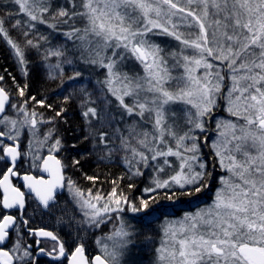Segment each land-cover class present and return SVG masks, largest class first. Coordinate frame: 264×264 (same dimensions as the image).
<instances>
[{
    "label": "rangeland",
    "instance_id": "1",
    "mask_svg": "<svg viewBox=\"0 0 264 264\" xmlns=\"http://www.w3.org/2000/svg\"><path fill=\"white\" fill-rule=\"evenodd\" d=\"M18 2L23 11L35 16L30 0ZM84 4L95 50L111 49L104 67L111 83L117 84L114 89L121 97L131 96L141 111L154 114L157 146L164 143L166 110L175 103L196 111L198 130H203L206 116L215 129L211 146L224 175L214 199L151 227L159 233L157 245L148 254L152 264H253L239 248L251 245L264 250V127L260 126L264 52L256 50L264 36V0H84ZM126 21H137V25ZM155 36H168L181 47L180 70L170 71L174 76L162 66ZM136 45L147 61H142ZM127 53L142 65L140 78L124 79L113 73L114 63ZM178 78L185 87L168 89V81ZM5 121L15 126L12 117ZM158 153L163 158L155 172L154 189L191 186L205 169L198 154L170 147ZM67 190L91 220L106 222L116 210L111 203ZM127 237L122 220L115 231L100 238V248L111 264H138L147 256L134 247L127 254Z\"/></svg>",
    "mask_w": 264,
    "mask_h": 264
},
{
    "label": "trees",
    "instance_id": "2",
    "mask_svg": "<svg viewBox=\"0 0 264 264\" xmlns=\"http://www.w3.org/2000/svg\"><path fill=\"white\" fill-rule=\"evenodd\" d=\"M30 6L35 16L18 0H0V84L11 96L9 114H19L27 124L35 118L42 142L63 163L67 188L116 209L106 222L91 220L67 192L62 210L56 206L41 222L51 225L54 219L56 233L94 246L93 240L108 236L124 220L125 252L134 247L147 254L138 264H152L148 254L159 233L151 227L211 203L220 186L224 172L211 146V118L206 116L198 130L196 111L172 104L165 113L164 143L157 146L154 114L114 89L117 84L104 67L111 49L95 50L84 0H30ZM153 43L163 68L178 73L179 43L168 36H155ZM256 50L264 52V36ZM143 70L128 53L113 65V73L124 79L140 78ZM184 87L180 78L167 84L170 90ZM164 147L205 161L195 184L154 189L163 158L158 151Z\"/></svg>",
    "mask_w": 264,
    "mask_h": 264
},
{
    "label": "flooded vegetation",
    "instance_id": "3",
    "mask_svg": "<svg viewBox=\"0 0 264 264\" xmlns=\"http://www.w3.org/2000/svg\"><path fill=\"white\" fill-rule=\"evenodd\" d=\"M11 103L12 100L0 117V183L8 174L12 189L17 190L18 195L15 196L11 191L12 200L7 206L5 192L0 185V224L6 219V224L10 226L6 231L7 239H0V264H69L79 247L89 264L94 263L96 255H101L109 262L99 241L93 240L96 243L94 246L91 241L85 244L56 233L58 223L54 219L51 225L41 222L57 207L58 211L62 210V197L69 193L64 166L42 142L35 118H31L30 123L24 126L19 114L16 117L9 114ZM9 116L14 119L15 126L5 121ZM48 154L55 155L61 161L65 176L62 193L56 192L55 183H46L50 174L43 164ZM52 165L56 166L55 163ZM38 187L45 191L42 201L35 194ZM41 230L45 233L42 236L38 233Z\"/></svg>",
    "mask_w": 264,
    "mask_h": 264
},
{
    "label": "water",
    "instance_id": "4",
    "mask_svg": "<svg viewBox=\"0 0 264 264\" xmlns=\"http://www.w3.org/2000/svg\"><path fill=\"white\" fill-rule=\"evenodd\" d=\"M135 50L142 59V61H147V56L144 53L143 49L139 46H135ZM11 99L9 94L1 87L0 85V117L6 112L7 106L10 104ZM260 126L264 127V120L260 123ZM14 162V161H13ZM52 163H55V165H52ZM43 166L46 167V170L49 169L50 179L46 182L48 184L55 183L56 185V192L62 193L64 191V171L61 164V161L53 154H48L45 158ZM45 173H48L46 171ZM1 188L5 192V204L9 206L8 204L12 200V195L10 194L11 191L14 192V195H18L17 190L12 189V183L8 176V174L3 178V180L0 183ZM21 193V192H20ZM35 193V192H34ZM44 189L42 187H38L36 189V196L37 198L42 201V198H44ZM10 226L6 224V219L0 224V239L6 240L8 237V229ZM40 235H44L45 233L39 231ZM2 244V243H0ZM240 253L249 261H251L253 264H264V250L259 249L258 247H254L251 245H242L239 248ZM9 257V256H7ZM69 264H89L86 256L84 255L82 248L79 247L74 255L72 256ZM93 264H109L108 261L102 257L101 255H96L94 257V263Z\"/></svg>",
    "mask_w": 264,
    "mask_h": 264
},
{
    "label": "bare ground",
    "instance_id": "5",
    "mask_svg": "<svg viewBox=\"0 0 264 264\" xmlns=\"http://www.w3.org/2000/svg\"><path fill=\"white\" fill-rule=\"evenodd\" d=\"M35 124H36V120H35Z\"/></svg>",
    "mask_w": 264,
    "mask_h": 264
}]
</instances>
